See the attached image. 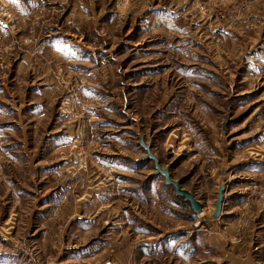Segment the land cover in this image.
I'll return each instance as SVG.
<instances>
[{"label":"rangeland","instance_id":"374dc122","mask_svg":"<svg viewBox=\"0 0 264 264\" xmlns=\"http://www.w3.org/2000/svg\"><path fill=\"white\" fill-rule=\"evenodd\" d=\"M0 264H264V0H0Z\"/></svg>","mask_w":264,"mask_h":264},{"label":"water","instance_id":"95a60500","mask_svg":"<svg viewBox=\"0 0 264 264\" xmlns=\"http://www.w3.org/2000/svg\"><path fill=\"white\" fill-rule=\"evenodd\" d=\"M146 149L148 151V157L150 159H152V160L155 161L157 169L159 170V172H161L166 177L167 183H172V181L170 180V177H169V172L167 170H162L160 168V166H159V160H158V158L156 156L152 155V153L150 152V149L148 147H146ZM173 184L176 187V194H177V196L184 197L186 201H189L190 204H191V206H192V208L195 211H198V212L201 211V209H202L201 203L199 201H197L190 192L185 191V190H182L177 183H173ZM222 192H223V189H221L219 191V199H218V202H217L216 216L219 215L220 210H221V207H222V201H223Z\"/></svg>","mask_w":264,"mask_h":264}]
</instances>
